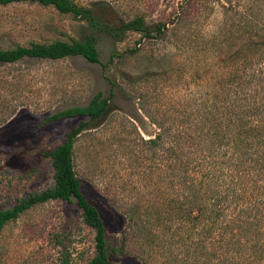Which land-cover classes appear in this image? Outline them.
<instances>
[{
	"label": "rangeland",
	"instance_id": "obj_1",
	"mask_svg": "<svg viewBox=\"0 0 264 264\" xmlns=\"http://www.w3.org/2000/svg\"><path fill=\"white\" fill-rule=\"evenodd\" d=\"M71 1L82 7L96 4L104 8L101 18L114 25L138 16L148 25L164 24L167 31L150 40H139L138 34L128 32L119 41L93 33L98 53L95 64L81 57L0 63V211L29 191L51 183L49 162L42 152L62 143L81 120L42 125L44 118L85 105L97 92L107 95L106 77L116 84L113 97L102 116L77 137L73 169L82 183L81 192L103 219L110 243L123 246L122 254H110L111 262L220 264L216 239L214 235L205 237L202 224L195 229L192 243L175 244L172 240L177 236L184 239L186 231H177L172 237V231L164 230L165 219L163 229L160 226L150 234L129 227L125 219L126 213H140L162 196L154 186V153L143 143L156 132L152 120L165 123L173 110L195 108L213 77L223 73L224 68L210 64L212 49L207 46L214 40L223 44V50L230 48V29L218 31L222 20L218 2ZM89 34L83 21L61 15L52 7L32 2L0 6V49L29 42L81 40ZM153 215L148 212L145 217L152 222ZM257 217L262 219L264 214ZM261 230V251H246L228 264H264ZM92 237L73 199L46 202L1 229L0 264H85L93 255Z\"/></svg>",
	"mask_w": 264,
	"mask_h": 264
},
{
	"label": "trees",
	"instance_id": "obj_2",
	"mask_svg": "<svg viewBox=\"0 0 264 264\" xmlns=\"http://www.w3.org/2000/svg\"><path fill=\"white\" fill-rule=\"evenodd\" d=\"M215 1L222 16L218 31L230 29V48L223 50V44L214 40L207 46L212 49L210 64L224 68L223 73L213 77V84L204 90L195 108L188 106L181 112L175 109L165 123L152 120L156 132L143 143L154 153V186L162 196L158 202L145 205L140 213H126L125 219L129 227L147 234L160 226L163 229L165 219L164 230L172 231V237L177 231H186L184 239L177 236L172 240L175 244L192 243L195 229L202 224L205 237L214 235L216 239L220 264H228L246 251L254 253L262 247L259 239L264 217L257 216L264 214V0ZM22 2L52 7L61 15L83 21L91 34L81 40L29 42L0 49V63L81 57L95 64L98 53L93 33L119 41L128 32L138 34L139 40H150L167 31L164 24L148 25L138 16L114 25L101 18L104 8L96 4L82 7L71 0H0V6ZM105 79L109 84L107 95L97 92L85 105L71 106L44 118L42 125L81 120L65 134L62 143L42 152L49 162L51 183L29 191L0 211L1 231L37 205L73 199L82 224L93 234V255L85 264H113L110 254L120 255L123 251L121 244L110 243L103 219L81 192L82 183L73 169L77 137L102 116L113 97L116 84ZM148 212L154 214V222L145 217Z\"/></svg>",
	"mask_w": 264,
	"mask_h": 264
}]
</instances>
